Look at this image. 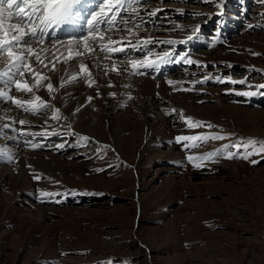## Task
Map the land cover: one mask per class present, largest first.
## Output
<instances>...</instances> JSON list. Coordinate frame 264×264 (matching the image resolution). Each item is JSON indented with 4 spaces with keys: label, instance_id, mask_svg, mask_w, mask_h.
Listing matches in <instances>:
<instances>
[{
    "label": "rangeland",
    "instance_id": "1",
    "mask_svg": "<svg viewBox=\"0 0 264 264\" xmlns=\"http://www.w3.org/2000/svg\"><path fill=\"white\" fill-rule=\"evenodd\" d=\"M157 8L163 9L158 18L147 15ZM139 11L147 21L139 29L151 30L154 40L186 39L195 25L199 37L187 44H152L139 52L127 47L110 54L82 49L85 53L74 55L84 48L74 44L72 58L64 57L44 75L51 79L62 71L78 80L60 85L44 114L0 101V115L22 112L38 125L61 128L23 135L0 128V150L12 157L11 162L0 160V264H264V155L250 157L260 161L256 165L221 155L215 162L196 161L194 167L187 159L237 141H264V89L256 87L264 84V2L149 0ZM175 23L185 31L166 30ZM67 26L73 32L63 37L60 28L53 38L87 35L83 20ZM45 42L65 47L62 52L68 49L51 38ZM170 48L198 63L181 62L177 68L164 63L155 73L154 67L145 75H130V59ZM113 62L120 74L111 70ZM81 64L88 70L82 72ZM41 80L34 87L37 96L49 83ZM90 81L95 82L89 86ZM8 90L25 96L11 86ZM71 91L100 94L71 112L79 94L57 108V98ZM237 91L258 94L237 96ZM154 94L156 102L149 100ZM55 109L59 119H51ZM181 113L205 126L189 127ZM3 125L17 128L16 123ZM212 135L225 139L176 140ZM41 192L59 195L41 197Z\"/></svg>",
    "mask_w": 264,
    "mask_h": 264
},
{
    "label": "snow or ice",
    "instance_id": "2",
    "mask_svg": "<svg viewBox=\"0 0 264 264\" xmlns=\"http://www.w3.org/2000/svg\"><path fill=\"white\" fill-rule=\"evenodd\" d=\"M264 2V0H262ZM149 0H0V62L5 65L4 70H0V82H2V88L0 90V101H9L11 105H14L17 109L31 113L38 116L44 114L50 106V104L40 96L35 95L34 87L39 88L42 85V79H48L46 75L42 76V73L36 71L29 63V59L35 56L36 61L47 67L41 57L36 54L34 44L43 45L46 39L53 38L56 35V30L60 29L63 25H79L81 20L86 19L87 35L80 37L78 40H53L56 44H66L70 53L69 59L72 58L73 45L77 48L83 45L85 50L89 52H95L96 47H99L101 52L105 53H123L126 51L125 47H109L108 45H117L123 43V37L121 41L112 40L111 36L107 39L105 44L104 33L112 32L113 30L127 31L128 35L139 36L134 29L142 28L147 23L140 15V9H146ZM163 3V0H161ZM162 8L153 9L147 12L149 17L158 18V12L162 11ZM179 11V10H178ZM183 14V13H181ZM196 15H201L197 13ZM253 27L249 25V28ZM166 30H180L185 29L179 24L175 23L174 29ZM200 32V26L195 25L192 28L191 34L187 35L186 39L181 40H153L151 37L147 39L138 38L135 43L131 40L128 41V47L133 50H139L141 47L148 48L149 45L155 44L157 46L166 45H180L187 44L189 42L198 39ZM99 34V35H96ZM95 45V47H94ZM45 51H47L45 49ZM74 55H81L77 50ZM254 55H259L254 53ZM153 53L149 50L142 59L129 60V67L132 69L131 75H145V71L141 69L158 68L160 64L164 63H198L192 61L188 57L187 53H178L175 48L165 50L162 55L155 54L156 59H152ZM105 58H109L106 55ZM99 67V65H96ZM55 65H53V68ZM81 71H87L86 65L81 64ZM111 70L119 73V69L115 62L111 66ZM127 71V69H125ZM31 74L35 84L29 83L26 80L25 73ZM73 81L78 80V75L73 76ZM207 79V77H205ZM95 81H90L91 83ZM240 83L244 84L246 81L242 80ZM14 88L15 92L25 94H32V98L28 99L25 96L17 98L9 89ZM63 86V82L62 85ZM111 87L112 85H108ZM251 87V85H249ZM258 89H264V84L256 86ZM47 89L51 94L55 91L51 82L47 84ZM258 92L237 91V96L252 97L257 95ZM112 95H115L114 93ZM92 97H89L91 100ZM131 99V97H129ZM79 111V109H77ZM175 112V110H173ZM59 109L54 110V114L51 119H59ZM181 118L185 119V122L189 124V127H201L205 126L199 122L192 124L189 122L190 118H184L181 113ZM18 123L21 126L29 124L27 120H19ZM211 128L212 125H206ZM7 127V125H5ZM22 135L24 133H21ZM82 140H87V137H81ZM224 136L212 135V136H178L177 142L180 141H207V140H223ZM199 146L194 144L193 147ZM33 148L40 147V145H32ZM243 148V152H241ZM230 149H235L232 151ZM223 156L224 159L242 158L248 160L251 164H259V160L250 159L252 156L264 155V141H257L249 139L247 141H237L232 145H225L223 150H217L215 152L206 153L202 156H191L187 159L193 163V166H197L196 161H208L215 162L216 157ZM6 159L11 162L12 157L0 150V160ZM39 179V177H34ZM41 197L58 196L59 193L41 192ZM43 202V201H41Z\"/></svg>",
    "mask_w": 264,
    "mask_h": 264
},
{
    "label": "bare ground",
    "instance_id": "3",
    "mask_svg": "<svg viewBox=\"0 0 264 264\" xmlns=\"http://www.w3.org/2000/svg\"><path fill=\"white\" fill-rule=\"evenodd\" d=\"M83 21H85V20H83ZM86 23V22H85ZM64 28H67L68 29V26L67 25H65L64 26ZM144 29V30H143ZM143 29H134V31L135 32H137L138 34H139V36L137 37V36H129L128 35V33H125V34H119L117 31L118 30H113L112 32H107V33H104V36H105V44H107V39H108V37L109 36H111V38H112V40H115V41H121V39H122V37L124 38L123 39V43L122 44H117V45H108L109 47H121V46H123V47H125V48H127L128 46V41L129 40H131L133 43H135V41L138 39V38H143V39H147V38H149V37H151L153 40H154V38H155V36H152L151 34V30L149 31V30H147L146 28H143ZM86 30H87V28H86ZM62 32V31H61ZM59 33H60V30H59ZM63 33V32H62ZM64 34H66V33H64ZM96 35H99V34H96ZM71 38H74V39H76V37H70V39ZM60 39H62V38H60ZM66 39H69V38H66ZM65 39V40H66ZM53 40H59V39H57V38H52V41ZM159 40V39H158ZM68 41V40H67ZM45 43H47V42H45ZM57 45H59V44H57ZM56 45V46H57ZM60 46H62L61 44H60ZM55 47V45L53 44L52 46H49V45H45V44H43V45H37V44H34V49H35V52H36V54H38L40 57H41V59L44 61V64H47V67H44V65L43 64H41V63H36L35 61H36V58H35V56L34 57H30V59H29V63L32 65V67L36 70V71H39V72H41L42 73V75H44L45 73H47V72H50V69H54V68H56V66L59 64V63H61V62H64V57H68L69 58V51H68V49L65 51V52H62V50L65 48H54ZM82 47V46H81ZM94 47H95V45H94ZM141 48H143V47H141ZM45 49L47 50V51H45ZM82 49H84L85 50V48H79V49H75L76 51L78 50L79 52H84V50H82ZM85 51H87V50H85ZM100 50H98V47H96V49H95V52H92V53H102V52H99ZM133 50H131V52H132ZM138 52H139V50H138ZM85 53V52H84ZM62 54V55H61ZM161 55V54H160ZM97 58H99V57H97ZM152 59H156V56H155V54H153V56L151 57ZM114 60V59H113ZM119 63V62H118ZM2 65V66H1ZM53 65H55V67L53 68ZM127 65V64H126ZM129 65V64H128ZM0 70H2V69H4L5 68V65H3V63L2 62H0ZM75 66V65H74ZM93 67V66H92ZM123 67V66H122ZM119 69V68H118ZM128 69H130V67H128ZM75 70H76V66H75ZM91 70V69H90ZM95 70V69H94ZM131 70V69H130ZM101 71H103V70H101ZM67 73H69L68 71H66ZM89 72H91V71H89ZM111 72V71H110ZM65 73V72H64ZM93 73V72H92ZM130 73V72H129ZM60 74H63V72L61 71V72H59V73H56L53 77H51V79H47L46 80V82H45V84L47 83V82H51L52 84H53V86H54V89H55V91H53L51 94L49 93V91H48V89H47V85H45V91L43 92L42 91V96H40L41 98H43V99H45L46 101L50 98V96H52L54 93H56L57 92V90L59 89V86L60 85H62V82L63 83H65V82H67L68 80H70L71 81V78H72V76H68V77H64V76H62V75H60ZM76 74V73H75ZM96 74V73H95ZM131 75V74H130ZM25 76L26 77H24L26 80H28L29 81V83H31V84H35V81L32 79V76H31V74L30 73H25ZM129 76V75H128ZM49 77V76H48ZM50 78V77H49ZM120 80V79H119ZM168 81V80H167ZM159 82V81H158ZM161 82V81H160ZM71 83V82H70ZM174 83V82H173ZM152 92V91H151ZM150 91H149V93H151ZM68 93V92H67ZM82 93H83V91H82ZM76 94H81L80 92H73V91H71V92H69L68 93V95L67 96H59L58 98H57V105H56V107L57 108H59L60 106H62L63 105V103H64V101L66 100V99H70L71 97H73L74 95H76ZM97 94H100V92L98 91V92H89V93H86V94H84V95H80L81 96V98L80 99H78V101H76V102H74L72 105H70V110H68V112H71V111H73V110H75L76 108H78V107H80V106H82L83 104H85V103H87V102H89L90 100H89V97H92V99H94V98H96V97H98V95ZM57 95H58V93H57ZM150 95V94H149ZM54 96V95H53ZM145 96V95H144ZM100 97V96H99ZM156 97H158L157 95H151V97L149 98V100H151V101H158V100H154V99H156ZM119 99H120V97H119ZM122 99V98H121ZM126 99V98H125ZM159 99V98H158ZM125 101V100H124ZM102 102H104V101H102ZM105 103V102H104ZM104 103H102V104H104ZM107 103V102H106ZM127 103V102H126ZM99 104H100V102H99ZM108 104V103H107ZM107 104H105V105H107ZM104 105V106H105ZM145 105V104H144ZM148 105V104H147ZM108 106V105H107ZM129 106V105H128ZM98 107V105H94V106H92L91 105V108H97ZM147 107V106H146ZM6 108V107H5ZM104 108V107H103ZM141 108V107H140ZM132 109H133V107H132ZM145 110H143V112L144 113H146L147 112V108H144ZM141 110V111H142ZM153 111V110H152ZM0 113H3V112H0ZM16 113V112H15ZM21 113V114H20ZM137 113V112H136ZM89 114H90V110H89V112H86L85 113V117H89ZM92 114V113H91ZM138 114H139V112H138ZM20 115H22V112H19V113H17V114H14L13 116H11V115H9V116H5L4 114L3 115H0V128L2 129V128H5L6 129V131H8V132H10L11 133V131L13 130V133H28L29 131H41L42 133H53V132H56V131H58L59 129H61V128H59V129H57V128H55V129H53V128H48L47 126H45V125H38V124H36L35 122H33V120L32 119H28V118H24L23 116L21 117ZM135 115V114H134ZM84 116V115H83ZM141 116V115H140ZM147 116V115H146ZM163 117V116H162ZM19 120H27V121H29L30 123L29 124H26V125H24V126H26V128H29L28 130L26 129V130H24V129H19V123H18V121ZM68 120V119H67ZM7 122H10V123H12V124H14V123H16L17 124V128H16V125H15V128H12L13 127V125H11V126H7V127H5L4 125H3V123H7ZM83 122V121H82ZM166 124V123H165ZM168 125V124H167ZM21 126V125H20ZM161 126H163V125H161ZM34 128H37V129H34ZM12 129V130H11ZM17 130V131H16ZM155 132H156V130H155ZM160 132V131H159ZM46 137H47V135H46Z\"/></svg>",
    "mask_w": 264,
    "mask_h": 264
}]
</instances>
